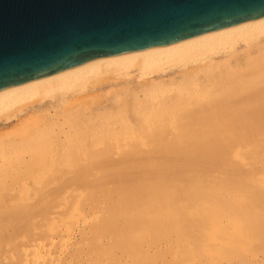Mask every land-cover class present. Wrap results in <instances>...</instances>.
Returning <instances> with one entry per match:
<instances>
[{"label":"bare ground","instance_id":"6f19581e","mask_svg":"<svg viewBox=\"0 0 264 264\" xmlns=\"http://www.w3.org/2000/svg\"><path fill=\"white\" fill-rule=\"evenodd\" d=\"M0 264H264V17L0 92Z\"/></svg>","mask_w":264,"mask_h":264},{"label":"water","instance_id":"95a60500","mask_svg":"<svg viewBox=\"0 0 264 264\" xmlns=\"http://www.w3.org/2000/svg\"><path fill=\"white\" fill-rule=\"evenodd\" d=\"M264 17V0H0V92Z\"/></svg>","mask_w":264,"mask_h":264},{"label":"rangeland","instance_id":"374dc122","mask_svg":"<svg viewBox=\"0 0 264 264\" xmlns=\"http://www.w3.org/2000/svg\"><path fill=\"white\" fill-rule=\"evenodd\" d=\"M81 228V226H79L77 229H74V236H75V241L79 240V236H78V231ZM72 244H74V242H72Z\"/></svg>","mask_w":264,"mask_h":264}]
</instances>
